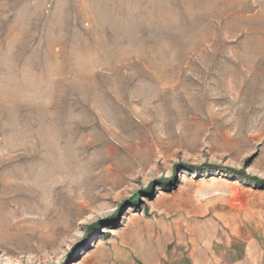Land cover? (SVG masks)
<instances>
[{
    "label": "rangeland",
    "instance_id": "rangeland-1",
    "mask_svg": "<svg viewBox=\"0 0 264 264\" xmlns=\"http://www.w3.org/2000/svg\"><path fill=\"white\" fill-rule=\"evenodd\" d=\"M0 264H264V0H0Z\"/></svg>",
    "mask_w": 264,
    "mask_h": 264
}]
</instances>
